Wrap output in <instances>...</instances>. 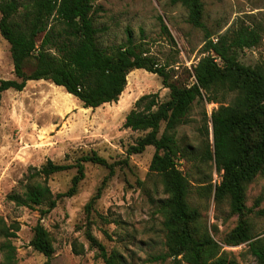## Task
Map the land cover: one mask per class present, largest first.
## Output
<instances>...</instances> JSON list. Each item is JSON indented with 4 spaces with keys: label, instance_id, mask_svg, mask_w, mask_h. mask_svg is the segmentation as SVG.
Returning a JSON list of instances; mask_svg holds the SVG:
<instances>
[{
    "label": "rangeland",
    "instance_id": "rangeland-1",
    "mask_svg": "<svg viewBox=\"0 0 264 264\" xmlns=\"http://www.w3.org/2000/svg\"><path fill=\"white\" fill-rule=\"evenodd\" d=\"M203 4L204 30L187 21L188 12L168 0H95L98 42L102 48L126 41L129 31L137 46L155 63L169 65L171 78L181 84L193 81L192 68L203 56L200 53L206 35L216 38L235 25L244 23L260 32L259 45L237 53L238 61L249 67L264 64V0H200ZM167 29H161L159 18ZM9 45L0 36V79H13ZM34 61L27 64L29 72ZM157 93L161 101L168 97L161 79L142 69L127 76V84L115 103L85 109L72 95L49 81H29L20 92L5 91L0 105V228L15 233L13 264H103L96 249L86 238L91 235L110 252L117 251L125 264H185L180 257H165L164 215L159 201L167 197L161 177L149 171L154 148L127 154V148L143 136V132L123 127L127 113L141 96ZM228 95L225 104L232 100ZM217 104L204 100L193 104L188 122L177 128L179 146L187 158L178 159V169L187 178V202L199 217L195 224L199 233L206 231L222 243L237 223L228 200L217 202L200 186L219 177L213 162L203 160L207 139L203 130L204 113L210 116ZM210 128V125H209ZM163 124L161 125V130ZM212 144L211 130L208 136ZM95 153L112 165L108 167L84 163V178L77 193L60 199L55 208H26L6 200L33 168L47 160L56 164H74L80 157ZM75 169L54 174L47 185L53 195L71 186ZM214 187V186H213ZM214 191V189H213ZM98 194V195H97ZM97 195V196H96ZM95 200L88 206L92 198ZM248 208H264V171L245 190ZM253 233L264 238V217L250 216ZM41 224L54 248L48 260L35 251L30 241L33 229ZM18 227L15 231L12 227ZM3 238L0 236V244ZM246 245L224 247L237 264H255ZM0 252V264H4Z\"/></svg>",
    "mask_w": 264,
    "mask_h": 264
},
{
    "label": "trees",
    "instance_id": "trees-1",
    "mask_svg": "<svg viewBox=\"0 0 264 264\" xmlns=\"http://www.w3.org/2000/svg\"><path fill=\"white\" fill-rule=\"evenodd\" d=\"M94 1L0 0V36L9 45L14 75L13 79H0V103L5 91L20 92L27 82L43 80L62 87L83 108L96 109L118 101L131 71L142 69L156 74L163 88L168 89L167 99L161 101L157 93L139 97L125 116L123 127L144 133L127 148L128 155L142 153L149 146L154 148L149 171L161 177L167 194L159 201L167 248L162 258L180 257L185 264H237L224 247L246 245L245 252L254 258L255 264H264V238L253 233L249 221L250 216L264 217V208L254 211L245 201L247 184L264 171V64L244 66L237 58L239 51L260 44V32L240 23L219 34L216 42L206 35L200 51L203 56L191 67L189 76L193 81L181 84L172 80L173 68L155 63L135 44L129 31L125 42L102 48L98 34L104 29L95 27ZM168 1L185 8L188 23L204 30L200 0ZM158 18L161 29L166 31L161 17ZM31 61L33 67L27 72ZM228 95L233 98L225 104ZM202 100L218 105L209 117L204 113L207 143L203 160L213 162L220 181L211 185L208 180L199 188L209 196L213 192L217 202L227 199L231 213L237 216L236 225L222 243L206 231L199 233L195 224L199 215L187 202L189 182L177 165L179 158H187L185 149L179 146L177 128L188 122L193 104ZM210 130L212 144L208 142ZM84 163L106 166L113 172L112 165L95 153L68 165L47 160L39 169L33 168L6 200L26 208L44 205L46 213L60 199L77 193L78 182L85 176ZM70 169H75L71 186L64 193L53 195L46 181ZM0 236L4 264H13L15 248L11 238L15 233L1 227ZM86 238L103 264H125L120 253L108 252L90 232ZM30 245L48 260L54 253L49 234L41 224L34 227Z\"/></svg>",
    "mask_w": 264,
    "mask_h": 264
},
{
    "label": "built area",
    "instance_id": "built-area-1",
    "mask_svg": "<svg viewBox=\"0 0 264 264\" xmlns=\"http://www.w3.org/2000/svg\"><path fill=\"white\" fill-rule=\"evenodd\" d=\"M212 41L216 42L217 39L216 38H212ZM219 181H220V178L219 177L217 178V176H216V179H215L214 183L219 182Z\"/></svg>",
    "mask_w": 264,
    "mask_h": 264
}]
</instances>
